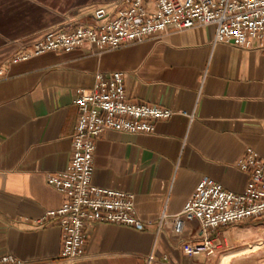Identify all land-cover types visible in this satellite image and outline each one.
Listing matches in <instances>:
<instances>
[{
	"label": "crops",
	"instance_id": "0c3cea01",
	"mask_svg": "<svg viewBox=\"0 0 264 264\" xmlns=\"http://www.w3.org/2000/svg\"><path fill=\"white\" fill-rule=\"evenodd\" d=\"M118 0H0V256L25 264H142L154 253L170 264H264L246 246L262 226L240 221L218 229L220 252L185 255L199 223L182 210L197 183L209 177L241 192L237 167L246 148L264 156V50L213 45L215 28L196 26L125 43L100 54L89 44L9 59L17 43H32L69 24H89L94 11ZM119 71L127 98L171 109L151 133L106 130L93 157L94 185L130 192L141 229L111 223L89 228L83 255L59 257L61 230L38 225L59 207L61 193L45 180L69 163L78 89L97 73Z\"/></svg>",
	"mask_w": 264,
	"mask_h": 264
},
{
	"label": "built area",
	"instance_id": "2783aa9c",
	"mask_svg": "<svg viewBox=\"0 0 264 264\" xmlns=\"http://www.w3.org/2000/svg\"><path fill=\"white\" fill-rule=\"evenodd\" d=\"M208 25L215 28L213 45L224 43L244 50H264V0H118L111 12L97 8L89 24L61 26L30 44L17 43L9 60L15 63L46 52H68L84 44L100 54L167 31ZM73 104L76 123L68 166L64 171L45 174L46 183L61 193L63 202L46 210L37 220L38 225L60 228L59 257L67 260L83 255L92 224L143 227L132 193L100 187L91 181L99 138L109 129L151 133L156 121L168 119L174 113L165 107L130 101L119 71L97 73L92 88L76 91ZM237 167L247 178L241 192L227 190L203 177L186 201L182 218L199 223V241L181 245L188 257L216 256L221 247L218 229L240 221L262 226V236L246 247L264 255V156L246 148ZM0 264L25 263L7 254L0 256ZM142 264L170 263L150 253Z\"/></svg>",
	"mask_w": 264,
	"mask_h": 264
}]
</instances>
